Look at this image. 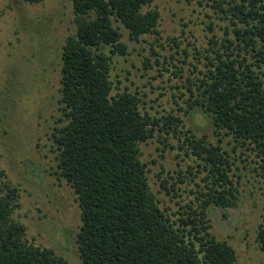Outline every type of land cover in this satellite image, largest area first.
I'll return each mask as SVG.
<instances>
[{
  "label": "trees",
  "instance_id": "1",
  "mask_svg": "<svg viewBox=\"0 0 264 264\" xmlns=\"http://www.w3.org/2000/svg\"><path fill=\"white\" fill-rule=\"evenodd\" d=\"M70 1L75 32L61 46L58 99L66 123L52 139L59 176L81 210L76 242L82 263L235 264V249L211 232L208 216L212 207L236 205L229 153L185 130L186 152L206 175L196 205L169 212L149 187L139 144L156 129L175 133L181 119L155 118L128 89L111 94V55L127 53L120 26L133 40L159 33L153 0ZM211 1L228 23L224 37L212 39L217 47L206 56L208 69L191 108L206 113L217 132L232 134L237 146L256 149L264 162V0ZM167 181L161 186L168 191ZM170 188L175 195L174 184ZM18 199V188L0 170V264H69L53 248L26 239L25 224L12 217ZM257 241L264 252V215Z\"/></svg>",
  "mask_w": 264,
  "mask_h": 264
},
{
  "label": "rangeland",
  "instance_id": "2",
  "mask_svg": "<svg viewBox=\"0 0 264 264\" xmlns=\"http://www.w3.org/2000/svg\"><path fill=\"white\" fill-rule=\"evenodd\" d=\"M151 7L160 12L159 33L133 40L121 25L127 53L111 55L109 61L112 95L128 89L155 118L172 114L181 119L173 125L175 133L156 129L139 144L149 187L169 212L196 205L206 172L186 152L184 131L220 145L230 155L238 194L235 206L209 209L210 230L233 246L235 264H264L257 241L264 215L262 157L256 149L237 146L232 134L217 132L206 113L191 108L217 47L212 39L224 37L228 21L211 0H153ZM73 19L70 0H0V170L19 190L12 217L25 224L26 239L53 248L69 264H83L76 242L81 210L72 187L59 176L52 139L66 123L58 100L60 53L75 32ZM165 179L170 191L161 186Z\"/></svg>",
  "mask_w": 264,
  "mask_h": 264
}]
</instances>
